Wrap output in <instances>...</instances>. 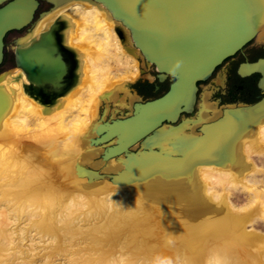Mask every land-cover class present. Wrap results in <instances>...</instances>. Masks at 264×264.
I'll use <instances>...</instances> for the list:
<instances>
[{
	"label": "bare ground",
	"instance_id": "obj_1",
	"mask_svg": "<svg viewBox=\"0 0 264 264\" xmlns=\"http://www.w3.org/2000/svg\"><path fill=\"white\" fill-rule=\"evenodd\" d=\"M246 1L256 29L246 43L264 42V0ZM57 17L73 66L67 89L44 101L21 68L0 73V264H264V112L216 135L223 111L203 88L194 115L178 112L103 158L117 134L95 144L85 134L132 114L141 100L129 84L147 65L99 1L56 3L18 39ZM145 153L154 160L135 165Z\"/></svg>",
	"mask_w": 264,
	"mask_h": 264
},
{
	"label": "water",
	"instance_id": "obj_2",
	"mask_svg": "<svg viewBox=\"0 0 264 264\" xmlns=\"http://www.w3.org/2000/svg\"><path fill=\"white\" fill-rule=\"evenodd\" d=\"M46 1L56 5L67 0ZM87 1L101 2L120 21L117 30L125 48L142 55L147 68L154 65L159 81L167 76L171 79L160 95L135 102L131 115L90 124L85 134L90 143H100L117 134L118 143L105 147L103 158L122 151L155 125L175 122L178 112L189 113L195 103L197 83L240 50L256 31L248 19L250 5L246 0ZM37 5V0H0V60L5 33L25 26ZM62 22L60 17L55 18L46 30L28 40H18L14 48L16 66L35 86L28 90L44 101L67 89L73 77L71 59L60 44ZM129 37L132 46L126 44ZM236 73L240 77L260 74L258 86L264 91V56L241 61ZM227 105H235L236 112L225 116ZM237 106H221L223 114L215 124L227 125L234 119L244 120L264 112V95L241 108Z\"/></svg>",
	"mask_w": 264,
	"mask_h": 264
},
{
	"label": "rangeland",
	"instance_id": "obj_3",
	"mask_svg": "<svg viewBox=\"0 0 264 264\" xmlns=\"http://www.w3.org/2000/svg\"><path fill=\"white\" fill-rule=\"evenodd\" d=\"M33 26H34V24L32 25V27ZM13 34L16 35V33H12L11 35H13ZM263 55H264V42L256 40V39H251L248 43H246L241 48V50H238L232 56L223 60L214 69L211 76H209L207 79H205L203 81L198 82L197 95H196L195 103L193 105V109L189 113H186L185 116L186 117L192 116L196 112V110H197L196 108L198 105V99L200 97V93L203 90V88H207L210 91L209 101L213 102L217 107H221V106H224L226 104H235V102H231L225 96L226 89L229 86V83L224 81L225 77L228 74L233 73V70H234L235 66L237 65V63L242 61L243 59L253 60L256 57L263 56ZM144 69L146 72L140 73L141 74L140 76L145 77L149 81L150 85H147L146 87L142 88V87H139L137 84H134V82H133V83L129 84V88H128L131 92L136 93L139 96V98H140L139 100L149 99V98H153L155 96H158L159 94H161L166 89V86H167V83L164 82L161 84V86L158 90L153 91L151 84L154 81V72H155L154 68H150V69L144 68ZM146 75H150V79H148L149 77H147ZM216 78L219 79L218 82L215 81ZM217 92L221 94L220 95V97L222 96L221 100H219L220 97L217 96V94H216ZM252 101H254L253 96L248 97L247 100L244 102L250 103ZM215 102H217V103H215ZM127 112H128V110L123 109L120 112L116 113V115L117 116H124ZM225 125L226 124H220L218 127H215V129H216L215 131H217L216 135L222 136V134L224 133ZM184 149L188 150L187 151L188 153H190L191 151L193 152V146L190 147L188 145V147L185 146ZM150 160L151 161L154 160V157L149 156V154L145 153V154L141 155L139 157V159H135V165H138V166L145 165ZM156 161H158V160H156ZM262 161L264 162L263 159H262ZM175 163H185L186 164V161H184V162L176 161ZM257 163L262 164V162L259 160L257 161ZM172 166H173V164H172ZM259 178H264V168H263V171L261 172V175H259ZM259 186L262 187V184H259ZM231 199L235 203H241L244 201V194H242V193L233 194ZM256 228H258L264 232V220H259L256 223Z\"/></svg>",
	"mask_w": 264,
	"mask_h": 264
},
{
	"label": "flooded vegetation",
	"instance_id": "obj_4",
	"mask_svg": "<svg viewBox=\"0 0 264 264\" xmlns=\"http://www.w3.org/2000/svg\"><path fill=\"white\" fill-rule=\"evenodd\" d=\"M37 1H38V5L34 11L32 22L30 24L24 26L21 29L10 30V31L5 33V35L3 37L2 57L0 60V73L5 71V70H9L10 68L16 66L15 59H14V48L16 47L17 41L19 40L18 38L21 37L22 35H24L25 33H28V31L32 28V25L34 24L36 19L39 18L40 14L44 11L49 10L53 6V4L47 2L46 0H37ZM12 33H16V35L15 34L11 35ZM15 42H16V44H15ZM258 57H260V56H258ZM258 57H256V58H258ZM255 59H253V60H255ZM245 60L252 61V60H248V59H243L242 61H245ZM240 62H238L237 65ZM237 65L235 66L233 73L228 74L224 79V81L229 83V86L226 89L225 96L231 102H235V104H239L240 102L242 104H248L244 101H246L247 98L251 97V96H253L254 101L258 100L260 97H262L264 95V91L261 90L258 86V80L260 78V74L253 73V74H250L248 76L240 77L236 73ZM150 68H154V71H155L154 72V81L151 84L153 91L158 90L160 88L161 84L164 82L167 83V86H166V89H167L168 84L171 80L170 77L167 76L164 80L159 81L156 77L157 72L155 70L154 65H151L149 67V69ZM134 84H137L139 87H142V88L146 87L147 85H150L149 81L145 77H142V76H140L134 82ZM197 85H198V83H197ZM216 94L218 97H220V95H221L218 92ZM221 98H222V96L220 97L219 100H221ZM254 101H252V102H254ZM252 102H250V103H252Z\"/></svg>",
	"mask_w": 264,
	"mask_h": 264
}]
</instances>
